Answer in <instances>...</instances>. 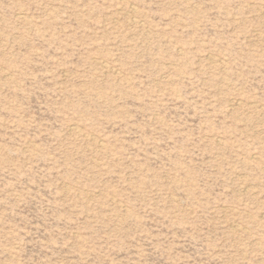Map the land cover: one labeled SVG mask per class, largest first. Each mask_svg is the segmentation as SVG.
Returning <instances> with one entry per match:
<instances>
[{
    "label": "rangeland",
    "instance_id": "rangeland-1",
    "mask_svg": "<svg viewBox=\"0 0 264 264\" xmlns=\"http://www.w3.org/2000/svg\"><path fill=\"white\" fill-rule=\"evenodd\" d=\"M0 264H264V0H0Z\"/></svg>",
    "mask_w": 264,
    "mask_h": 264
}]
</instances>
